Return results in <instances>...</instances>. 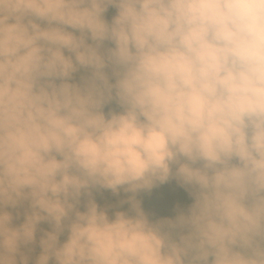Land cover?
Segmentation results:
<instances>
[{
	"label": "clouds",
	"instance_id": "clouds-1",
	"mask_svg": "<svg viewBox=\"0 0 264 264\" xmlns=\"http://www.w3.org/2000/svg\"><path fill=\"white\" fill-rule=\"evenodd\" d=\"M173 180L193 202L150 220L136 194ZM37 243L34 264H264V0H0V264Z\"/></svg>",
	"mask_w": 264,
	"mask_h": 264
},
{
	"label": "trees",
	"instance_id": "trees-1",
	"mask_svg": "<svg viewBox=\"0 0 264 264\" xmlns=\"http://www.w3.org/2000/svg\"><path fill=\"white\" fill-rule=\"evenodd\" d=\"M115 14L116 9L110 7L105 14L106 19L111 21V18ZM76 78L77 80L79 79V74H77ZM108 107L116 108V105L113 103ZM107 110L108 108L106 107L105 111L107 112ZM130 195H132V193H124L123 191H121L119 195H113L109 190L93 192V197L97 204L101 207H107L110 216L115 211H126L129 208L127 203L120 205L119 201L126 200ZM136 198L140 200L142 209L152 221L174 219L181 211H186L188 206L193 202L188 193L183 188L179 187L174 180L159 184L150 191L142 190L136 194ZM22 219L23 217H21L20 220L15 221V223L22 222ZM40 227L43 229H49L47 223H42ZM40 235H42V233L38 232L37 240H39ZM65 238V236H62L61 240H64ZM41 251L39 243H37L34 246V251L30 254L31 259L29 264H34L36 257L39 256Z\"/></svg>",
	"mask_w": 264,
	"mask_h": 264
}]
</instances>
